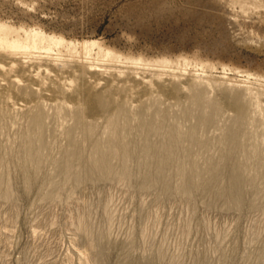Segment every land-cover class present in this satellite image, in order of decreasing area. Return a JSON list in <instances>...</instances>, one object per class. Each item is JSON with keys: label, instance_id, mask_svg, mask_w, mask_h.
I'll use <instances>...</instances> for the list:
<instances>
[{"label": "rangeland", "instance_id": "1", "mask_svg": "<svg viewBox=\"0 0 264 264\" xmlns=\"http://www.w3.org/2000/svg\"><path fill=\"white\" fill-rule=\"evenodd\" d=\"M0 23L12 38L36 29L65 39L49 50L0 44V264H264V0H0ZM119 112L130 124L120 158H142L143 136L189 139L205 146L188 162L208 181L236 132L241 201L205 188L187 196L173 175L166 188L143 171L82 179ZM24 132L46 141L29 186Z\"/></svg>", "mask_w": 264, "mask_h": 264}, {"label": "bare ground", "instance_id": "2", "mask_svg": "<svg viewBox=\"0 0 264 264\" xmlns=\"http://www.w3.org/2000/svg\"><path fill=\"white\" fill-rule=\"evenodd\" d=\"M230 1L233 2L235 0ZM10 32H14V29L12 27L8 26L5 23H0V44H3V46L10 49V51L12 52H17L23 48H29L31 46L34 48H39L40 46H42V49L49 50L52 47L62 45L65 42V39L62 37L48 35L45 32L36 29L26 31L23 37L25 39L20 38L19 35L12 38L11 36H9ZM95 44H97V42L95 41L83 42V45L85 46L84 48L86 50H88L87 48L89 46H93ZM0 67L2 68L3 66ZM200 98L198 99V96L194 95V98L192 99V105H196L197 109L199 110V112L197 113L202 112V99ZM31 121L33 122V129H41L42 115L40 113L36 114ZM128 122V116H126L122 112H119L118 114H115L113 116V118L110 120V123L108 124L106 138L103 137V140L100 137H97L95 142L93 143V148L91 149L89 156L90 162L82 172V179L105 178L110 176L115 177L118 175L119 177L127 180L132 178L137 172L143 171L144 174L147 173L146 180L148 183H150L151 185L161 183L166 188L170 181L169 178L173 175L175 176V178H179L178 188L183 193L187 194V196L193 195V190H200L205 188L208 193L213 194L215 197L222 198L223 200L230 201L232 199L236 202L241 201L244 192L243 185H245L247 178L244 165L237 160V154H239V151H241L242 148H240L236 142V139H238V135L236 132L228 133L225 136V153L222 155L220 162L215 164V166L219 167L221 171L217 176L213 178V180L208 181L204 178L200 168L196 163L188 162L192 159V154L198 146L197 143L196 145H193V143H191L192 141H194L192 140L193 136H191V134V145L189 147L186 146V143L189 139H186V142H180L178 146L174 147L172 143L168 141H165L162 144H157L155 141H153L154 139L152 140L151 137L146 134L147 136H143V140L145 141V154L142 156V158H120V153L122 152L121 149L126 147V144L123 141V129L130 126ZM81 124L82 122L80 123V125ZM151 124L152 123H147L148 126H151ZM75 127H73V129ZM73 129L68 131L67 133V135H69V142L71 145L74 144L75 141ZM75 129L77 130V128ZM89 129H92L90 125ZM91 132V134L93 135L94 132L92 130ZM161 132L163 136H166L168 134L167 125L161 126ZM187 136L188 135H186L185 138H187ZM144 141H142L143 144ZM137 143L138 142H136V144ZM142 143L139 144L143 145ZM21 144L22 154H24L25 157H29L30 159L28 160L32 161L21 162L20 166V169L26 181V186H29L32 183L31 178H35L45 165V162H42L44 158L41 153V149L46 145V141L41 134L40 136L34 137L24 132L21 135ZM116 147H120V149L117 150ZM204 147L205 146L197 147V149L199 150V148L202 149ZM175 148H179V150L177 151L175 150ZM14 152L15 151H12L13 154ZM18 153L16 151V154ZM24 156H22V158ZM115 158H118L120 160L114 164L113 160ZM2 164H4L6 167L8 162H2ZM171 169L173 170V173H170ZM4 173L5 172H1L0 174ZM12 191V185L8 184L5 191V196L9 197ZM81 230L85 233L88 239L92 237V229L90 228V225L88 226L87 224L85 226H82ZM103 239L104 236L101 235L95 244L99 245ZM146 264L154 263L149 260Z\"/></svg>", "mask_w": 264, "mask_h": 264}]
</instances>
